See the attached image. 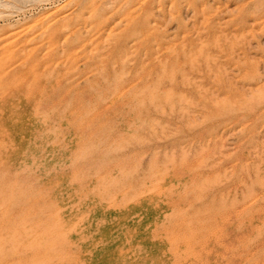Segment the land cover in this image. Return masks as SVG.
<instances>
[{"label":"rangeland","instance_id":"1","mask_svg":"<svg viewBox=\"0 0 264 264\" xmlns=\"http://www.w3.org/2000/svg\"><path fill=\"white\" fill-rule=\"evenodd\" d=\"M0 264H264V0H0Z\"/></svg>","mask_w":264,"mask_h":264}]
</instances>
